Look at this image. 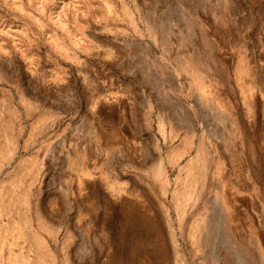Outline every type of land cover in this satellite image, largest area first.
<instances>
[{"label":"rangeland","instance_id":"rangeland-1","mask_svg":"<svg viewBox=\"0 0 264 264\" xmlns=\"http://www.w3.org/2000/svg\"><path fill=\"white\" fill-rule=\"evenodd\" d=\"M190 125L196 211L170 196ZM0 160V264H254L230 246L264 233V0H0Z\"/></svg>","mask_w":264,"mask_h":264},{"label":"bare ground","instance_id":"bare-ground-1","mask_svg":"<svg viewBox=\"0 0 264 264\" xmlns=\"http://www.w3.org/2000/svg\"><path fill=\"white\" fill-rule=\"evenodd\" d=\"M188 127L189 128H187L188 129L187 132L189 133V135H187L186 140H185V142L188 144V149L186 151H184L185 152L184 154L182 152V154L179 156L180 159H183L184 157H186V155H190L191 156V158H190V160L188 161V164H187V166H189L188 167L189 169H188V172L186 173V175L184 177L180 176L178 178V183H177L176 187L171 191L170 190L171 180H170V176H169V171L164 166L165 161H164L163 158L160 160L158 165L155 166V168L153 170V174H154L155 178L161 180L164 196L167 197L169 195V192L171 191V193H170L171 195L170 196H172L174 198V201H176V205L178 207H179V205L181 206V205L190 203L194 198H196V191H199V193L197 194L198 196L196 198V201L193 203V207H192V209L196 211L197 208H198L197 202H199L200 200H202V198H204V196L207 193L209 187L211 186V183L213 181L212 180L213 176L211 175L212 171H211V173L209 171L210 164H211V162H210L211 158L209 156V153H210L209 149L208 150L206 149L205 144L203 143V141H199V142L196 141L197 139H196V134H195V130H194L193 125H190ZM192 153H193V155H191ZM9 159H11V158H9ZM0 168H1V164H0ZM170 169H172V168H170ZM186 169L187 168H185V170ZM225 187L226 186H224V185L222 186L223 190L225 189ZM4 192H6V188H5ZM224 192H225V190H224ZM15 195H17V194H15ZM12 197H16V196H12ZM190 204H192V203H190ZM173 208H174V206H173ZM193 210H192V212H193ZM171 211H172V209H171ZM190 214L192 215V213H190ZM181 215H180V217H181ZM186 215H187V213H186ZM200 216H202V217L199 220L198 217H200ZM209 216L210 215L208 213H206V207H205L203 209V211L198 213V216L195 217L191 221V224H190V233L192 234L191 238H193L195 246L197 247V249H201V248L203 249V247H205V246H207L209 244V237L213 233L212 229L214 227L213 226V222L210 221V219H209ZM231 232H233V231H231ZM262 232H264V231H262ZM234 235H236V234H234ZM28 236L30 237L28 239H30V240L32 239L31 241L33 242L34 246L37 245V248L39 247L41 250L45 249V246H44V243H43V240L41 239V237H39L38 235H33L32 238H31V235H27V237ZM231 237H229V239ZM263 239H264V233L261 234V237L257 241H254V238H253V239H250L247 242V244H244L243 242H241V240H239L240 243L235 241L237 243H235V244L233 243L230 246L231 250H232L231 253L234 255V251L240 252V250L243 249L244 251H246L249 254V256L253 260L254 264H264V247H263V242H262V241H264ZM233 240H235V239H233ZM219 241H221L220 238H219L218 242ZM36 253H38V252H36ZM45 253L47 254V251ZM38 254L40 255V253H38ZM176 254L180 255V253H176ZM233 255H232V257H233ZM216 256L217 255H215V257ZM212 257L214 258L213 260H215V257L213 255H212ZM234 259L231 258V260H234ZM215 261L213 262V264L214 263L215 264H219V262H217L218 259L215 260ZM178 262H179V260H178ZM232 262H234V261H232ZM230 264H232V263H230ZM233 264H243V263H241L239 261V262H234Z\"/></svg>","mask_w":264,"mask_h":264}]
</instances>
